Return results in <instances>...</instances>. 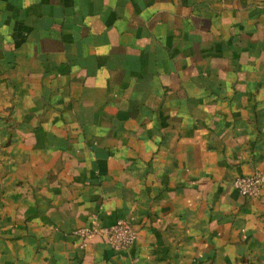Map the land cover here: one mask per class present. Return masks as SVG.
<instances>
[{"label":"crops","instance_id":"crops-1","mask_svg":"<svg viewBox=\"0 0 264 264\" xmlns=\"http://www.w3.org/2000/svg\"><path fill=\"white\" fill-rule=\"evenodd\" d=\"M255 173L264 0H0V264H264Z\"/></svg>","mask_w":264,"mask_h":264},{"label":"built area","instance_id":"built-area-1","mask_svg":"<svg viewBox=\"0 0 264 264\" xmlns=\"http://www.w3.org/2000/svg\"><path fill=\"white\" fill-rule=\"evenodd\" d=\"M233 187L246 197H257L264 187V175L255 173L252 175L238 176L232 181ZM74 234L83 239H90L94 236H101L106 243L114 250H125L135 240V230L127 219H118L106 226L92 225L81 227L74 231Z\"/></svg>","mask_w":264,"mask_h":264}]
</instances>
